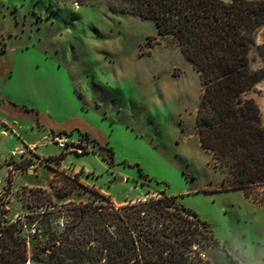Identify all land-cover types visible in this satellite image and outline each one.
<instances>
[{"label":"rangeland","instance_id":"1","mask_svg":"<svg viewBox=\"0 0 264 264\" xmlns=\"http://www.w3.org/2000/svg\"><path fill=\"white\" fill-rule=\"evenodd\" d=\"M155 24L106 4L0 0V119L16 123L15 132L0 126L13 137L0 135V216L14 220L31 213L34 208L27 205L38 194L21 185L26 180L45 184L49 177L46 168L40 176L32 171L31 162L40 158L11 155V149L24 138L42 137L40 119L65 121L80 115L97 131L109 133L110 141L96 140L113 148L114 165L104 158L110 156L108 149L92 142L86 153L62 150L54 142L40 147L45 154H65L61 163L49 164L60 175L48 187L56 202L95 198L78 185L89 178L91 188L116 203L166 190L212 225L220 242V249L205 253L212 264H264V204L219 189L225 171L215 166L199 140V72L175 38L159 36ZM9 102L16 115L7 111ZM58 132L50 129L47 135ZM80 134L69 136L86 144ZM4 160L12 169L22 168L12 182L21 186L14 196L12 169L8 172ZM63 193L67 195L60 197ZM255 194L262 197L264 190Z\"/></svg>","mask_w":264,"mask_h":264},{"label":"trees","instance_id":"2","mask_svg":"<svg viewBox=\"0 0 264 264\" xmlns=\"http://www.w3.org/2000/svg\"><path fill=\"white\" fill-rule=\"evenodd\" d=\"M64 1L106 4L112 11L153 20L159 36L175 38L202 82L199 140L215 166L225 171L219 189L242 190L264 204V195L255 194L264 190V124L259 105L248 96L264 79V68L255 71L250 65L251 48L264 25V0ZM80 133L86 140L82 152H88L90 142L108 149L110 156H103L113 167V148ZM64 158L59 153L40 162L51 165ZM54 170L49 186L60 176ZM78 185L95 198L59 204L48 187L23 185V191L39 198L27 205L34 208L31 213L14 220L0 216V264H212L202 255L220 249L212 225L166 190L116 203L85 181Z\"/></svg>","mask_w":264,"mask_h":264},{"label":"crops","instance_id":"3","mask_svg":"<svg viewBox=\"0 0 264 264\" xmlns=\"http://www.w3.org/2000/svg\"><path fill=\"white\" fill-rule=\"evenodd\" d=\"M250 57H251L250 58V65H251L252 69H254L256 71V70L264 68V25L260 26V28L257 31L256 42L254 43V45L251 48ZM248 96L254 98L256 103L259 105L258 107L260 108L262 121L264 124V79L259 81L255 85V87L249 91ZM8 105H10V108L7 109V111L12 113L13 115H16V113L13 112V110L11 109V107L14 109L13 105L10 102ZM37 122H38L37 124H38L39 128L42 129L43 131H45V133L42 135V137L39 139H36V140L24 138L21 142L22 143L24 142L27 144H25V146H24L22 143H16L15 148L11 149V155L28 154L29 156H34L36 158H40L41 160L43 157L45 158V157L54 155L53 153L45 154L46 152H44L43 149H42V151L38 150L42 146L52 144V142L49 139L50 134L47 135V132L50 129H54V130L61 131V132H67V133H71V134L73 132L75 133L76 131L79 133H80V131L81 132H88V133H90V136L93 139H97L101 143H104L108 139L110 141V138H111V136H109V133H107L105 131L100 132V131H97L96 129H94L80 115L78 117L75 116V117L71 118L70 120H65V121H57V120L49 118L47 116V117H45V119H40ZM1 125L6 126L8 128H12L13 132L16 131V128L14 127V125L12 123H9L5 119H0V126ZM8 132H9L8 130L1 128L0 135L2 133L3 137H5V138L9 137L10 139H12L13 137L9 136ZM96 153H99V152H96ZM1 162L5 163L6 167L8 168V172H10V169H12V168H10L11 166L7 163V161L4 160ZM37 164H38L37 166H35V165L32 166V169H33L32 171L36 172V176H40V174H41L40 169L41 170L43 168L48 169L49 170L48 181L45 184H43V183L40 184V183H36V182H28L26 180L23 182V184L21 186L27 185L29 187H34V186L35 187L43 186V188L49 187L50 181L53 180L54 175H55L54 168L51 167L49 164L44 163V162H39ZM35 167H36V170H35ZM75 171H76V173L79 172V170H77L76 168H75ZM12 173H13L12 182H14V180H16V178H17V175L21 174L23 172L21 171V169L14 168V169H12ZM80 173H81V175H83L84 171L81 170ZM221 174H222V183L219 186H222V184H223L224 174L223 173H221ZM89 179H84L85 183H88V184L91 183V185H93L94 183L91 182V180H89ZM19 188H17V187L15 188L14 185L12 184V193L11 194L14 196V194L18 191ZM214 189H217V188H214ZM233 190H236V189H233ZM233 190H230V191H233ZM236 192H240L242 194V200L243 201H245V200L251 201V198L247 197L242 190H236ZM135 199H138V198H135ZM251 202H253V201H251Z\"/></svg>","mask_w":264,"mask_h":264},{"label":"built area","instance_id":"4","mask_svg":"<svg viewBox=\"0 0 264 264\" xmlns=\"http://www.w3.org/2000/svg\"><path fill=\"white\" fill-rule=\"evenodd\" d=\"M50 141L57 143L60 148L62 150L64 149H70V150H77L78 147V143L76 141H74L71 136L68 135V133H64V132H58V133H52L50 134ZM85 145V144H83ZM79 151V150H77ZM32 167V166H31ZM203 257H205L206 255L203 254Z\"/></svg>","mask_w":264,"mask_h":264},{"label":"water","instance_id":"5","mask_svg":"<svg viewBox=\"0 0 264 264\" xmlns=\"http://www.w3.org/2000/svg\"><path fill=\"white\" fill-rule=\"evenodd\" d=\"M84 149V145H78L77 150L82 151Z\"/></svg>","mask_w":264,"mask_h":264}]
</instances>
